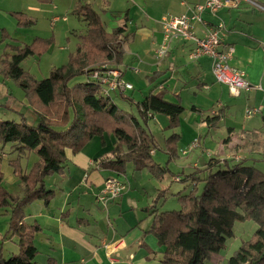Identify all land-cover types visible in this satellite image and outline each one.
<instances>
[{
    "label": "crops",
    "instance_id": "crops-1",
    "mask_svg": "<svg viewBox=\"0 0 264 264\" xmlns=\"http://www.w3.org/2000/svg\"><path fill=\"white\" fill-rule=\"evenodd\" d=\"M83 1L92 8L98 5L100 11L108 12L113 19L120 14L122 16L118 19L119 24L110 28L105 27L108 30L116 26L123 28L122 59L119 63L111 60H107V63L117 68L122 79L130 82L132 88L123 92L111 91L113 95L110 97L113 102L114 96H118L136 106L137 101L152 93L162 95L166 101L181 104V94L178 89L182 81L178 76H188L189 73L196 79H202L198 81L196 89L209 91L216 101V108L212 107L209 114L222 115L217 125L222 123L221 126L225 127L227 135L224 138L229 135V140L224 142L223 138L222 144L230 149V152L222 156L223 159L246 157L240 148L244 134L259 131L264 135V120H262L264 117V0H252L261 7L240 0L237 6H221L214 15L204 11L201 14L204 23H194L195 33L201 36L206 25L220 20L224 22L225 31L222 40L233 47L229 64L242 70L250 84L248 89H241L236 96L229 94L225 83L215 79L210 56L201 55L196 60L188 58V52L193 46L191 40L174 38L170 42L167 56L161 61L155 57V49L162 38L160 17L166 14L187 13L194 3L202 0H125L120 10L110 9L116 0ZM40 4L47 9L57 8L58 5L57 0H42ZM29 7L36 11L40 9L35 5ZM51 13L54 14L53 11ZM23 14L34 24V16ZM99 16L102 20L100 13ZM60 19L58 16H52L49 22L53 26L54 22ZM61 20L65 21L66 18L63 17ZM127 23L130 24L129 27ZM208 74H211L212 78ZM10 81L11 79H3L0 75V94L4 95L3 98L6 96L8 104L17 101L14 104H17L18 108L29 107L24 95L20 96L21 100H17L16 96L4 88L8 83L10 84ZM9 94H12L13 98L9 97ZM246 107H255L258 110L247 117ZM191 109L192 112L186 116L184 107L179 115L178 124L173 129L167 128L169 119L162 113H155L150 118H156L163 130L179 133L177 145L188 146L193 141H197L198 144L200 141L198 133L205 128L213 127L203 120V117L209 114H203L198 104H193ZM34 112V121L38 122L37 113L35 110ZM238 116L242 117L241 121ZM22 117L24 118V113ZM176 128L179 130L176 131ZM113 143L114 137L103 132L102 135L91 137L77 152L65 148L66 161L63 172L44 177L45 188L54 191L52 199L47 203L35 199L23 207V223L28 226H38L32 237V243L37 251L33 261L37 264H162L164 246L159 245L156 237L148 232L152 221L149 211L153 209L154 203L151 202L150 206L147 204L146 207L144 202L131 192L129 184L119 197L108 201L105 205L96 199V194L106 177L118 175L123 179L127 178L125 174L122 176L101 163L100 158L112 149ZM11 152L10 149L8 153ZM153 152L152 150L151 153ZM29 153L35 155L34 152ZM29 153L20 156L18 152H15V156L7 153L1 155L2 184L12 194L21 195L22 185L9 160L19 157L22 169L27 171L37 159L36 155L25 159ZM250 158L249 161L260 160L261 157L254 155ZM3 211L4 209L0 208V256L6 259L19 253L20 248L17 235L6 237L9 216ZM5 238L12 245H3L2 242L7 240ZM119 240H121L119 244L114 243ZM4 253L9 256L4 257ZM228 254V251L212 254L205 260V264L226 262Z\"/></svg>",
    "mask_w": 264,
    "mask_h": 264
},
{
    "label": "trees",
    "instance_id": "trees-1",
    "mask_svg": "<svg viewBox=\"0 0 264 264\" xmlns=\"http://www.w3.org/2000/svg\"><path fill=\"white\" fill-rule=\"evenodd\" d=\"M73 12L85 23V31L78 35L75 50L69 53L66 63L53 66L40 79L24 69L21 62L46 52L53 37L37 36L23 43L12 38L6 29H0L4 41L0 75L19 86L38 116L35 125L28 124L23 117L20 121L0 120L1 149L8 144L19 156L34 152L37 157L27 171L22 169L19 157L9 160L22 185L21 195L12 194L3 186L0 171V208L9 216L6 237L17 235L20 248L19 253L6 259L0 256V264H37L33 261L37 251L32 237L38 226L23 223V207L35 199L46 203L52 199L54 191L45 188L44 177L63 172L65 148L77 152L91 137L106 132L114 137V143L100 158L104 165L124 175L129 163L135 169L155 164L150 156L157 146L156 139L132 114L120 110L111 97L103 96L97 82L86 79L84 83L69 85L71 78L101 59L119 63L124 42L123 28L106 29L99 13L83 0L75 2ZM12 14L19 26L33 23L22 12ZM9 97L13 98L12 94ZM136 109L145 122L155 113L166 115L167 128L173 129L184 107L179 102L164 100L160 94L148 93L136 102ZM221 116L209 114L203 120L214 127ZM179 137V133L172 132L166 139L169 160L177 155ZM228 140L229 135L223 139ZM240 148L245 158L209 160L200 193L196 179L191 178L190 192L179 195V210L158 211L152 205L148 232L164 246L162 264H205L210 255L225 248L226 239L233 235L234 223L245 220L253 221L256 228L227 257L225 264H264V172L253 164H245L254 155L264 156V135L259 131L244 134ZM213 166L218 168L212 170Z\"/></svg>",
    "mask_w": 264,
    "mask_h": 264
},
{
    "label": "rangeland",
    "instance_id": "rangeland-1",
    "mask_svg": "<svg viewBox=\"0 0 264 264\" xmlns=\"http://www.w3.org/2000/svg\"><path fill=\"white\" fill-rule=\"evenodd\" d=\"M41 1L42 0H0V29H6L12 38L27 43L35 36L53 37V41L46 52L40 56H29L21 62V66L24 69L28 70L39 79L46 77L52 66H58L66 62L69 53L75 50L78 35L85 31V23L80 20L72 10L75 6V0H57V8L52 7L49 9L43 6V4H40ZM124 1L125 0H116L110 9H122ZM32 5L38 6L40 9L36 11L31 10L30 7L28 8V6ZM97 6L98 5L93 8L102 15V21L106 28L119 24L118 19L122 17L121 14L113 19L108 12L104 13L100 11ZM50 10L53 11V15H51L52 13ZM11 12H23L27 15L30 14L34 16V24L30 26H19L16 17ZM52 16H58L61 19L65 17L66 20L63 21L60 19L54 22L52 26L49 22ZM108 18L110 20H108ZM129 25L130 24L127 23L128 27ZM3 46L4 41H1L0 34V54L4 51ZM103 62L107 63V60L101 59L91 65V67L98 66ZM190 75L191 74L188 73V76H178V79L182 81L178 90L181 94V104L185 107V115L188 116V114L192 112L191 106L193 104H198L203 114H209L212 107L213 109L216 108V101L213 100V96L209 91L196 89L198 81L202 79H196L195 76L192 77ZM208 76L212 78L211 74H208ZM85 81V74L79 73L71 78L68 83L69 85H74L76 83H84ZM4 88L16 96L17 100H21V97H23L22 90L12 80L10 84L8 83ZM111 95H113V92H111L110 96ZM3 96L4 95L0 94V120L9 119L20 121L22 113H24V118L27 123H37V120L34 121L33 114L35 112L33 108L30 106H21L18 108L17 104H14L15 102L17 103V101L13 102V104H8L6 96L4 98ZM113 99L120 110L132 114L140 125L154 136L157 142V146L153 149L154 152L151 153L150 156L155 164H152V166H148L147 164L142 165L137 169L134 168L132 163L126 165L125 175L127 178L125 177V179H127V183L131 185V192L136 198L142 200L146 207H148L147 204L150 206L152 202L155 204V207L158 208V211L179 210L181 207L179 195L188 194L190 192L192 188L191 178L194 177L196 179L197 192L200 193L204 186V181L201 179L208 171L207 165L209 160L212 158L223 159L224 154L230 152V149L222 144V139L227 135L225 127L221 126L223 125L221 123L211 129L205 128L204 131L198 133L200 134V141L194 148L182 154L181 151L188 146L177 145L176 157L169 160V155L165 147L166 139L170 137L172 131L163 130L154 117L148 118L145 122L139 116L136 106L134 104H129L125 99H121L118 96H114ZM12 107L16 109L14 110ZM229 116L234 118L232 115ZM163 117L167 119L166 116ZM237 118H239L240 121L242 120L241 116ZM175 130L178 131L179 129L176 128ZM10 149L9 145H5L4 148L1 149L0 144V152L15 156V152L8 153ZM29 157L33 158L35 155L29 153L25 159ZM260 157H262L260 160L245 161V164H253L257 169L264 172V156L260 155ZM217 168V166L211 167L212 170H216ZM175 177H178L179 180L176 181ZM255 228L256 224L251 220L236 221L233 225V235L226 239L225 248L221 249V252L228 251L229 256L233 250L240 245L242 239L247 240L251 236ZM2 243L3 245H12L8 239L4 240ZM6 256L8 257L9 255L4 253V257ZM35 260L37 261V257ZM221 263L225 262L222 261Z\"/></svg>",
    "mask_w": 264,
    "mask_h": 264
},
{
    "label": "built area",
    "instance_id": "built-area-1",
    "mask_svg": "<svg viewBox=\"0 0 264 264\" xmlns=\"http://www.w3.org/2000/svg\"><path fill=\"white\" fill-rule=\"evenodd\" d=\"M239 1L202 0L201 2L194 3L187 13L162 15L159 19L162 38L155 49L156 59L161 61L167 56L172 39L179 37L185 40H191L193 46L188 52V58L190 60H196L201 55L210 56L211 68L215 79L227 85L230 95L236 96L241 89H248L250 84L245 79L244 72L229 64V60L233 54V47L222 40L225 31L224 22L220 20L216 23L206 25L201 36H198L194 31L195 22L204 23L201 16L204 11L214 15L221 6H237ZM244 1L261 7L255 1ZM84 74L87 80L99 84L100 92L105 97L110 98L111 91L119 90L123 92L126 89L132 88L130 82L122 79L120 71L117 68L109 66L106 62L100 63L95 67L90 66L85 68ZM257 110L258 108L255 107H246L245 115L249 117ZM196 144L197 141L191 142L186 149L181 151L182 154L187 153ZM175 180L178 181V177H175ZM127 188L128 183L123 178L108 176L103 180L102 187L96 194V199L105 205L108 201L119 197ZM120 241H115L114 243L119 244Z\"/></svg>",
    "mask_w": 264,
    "mask_h": 264
}]
</instances>
